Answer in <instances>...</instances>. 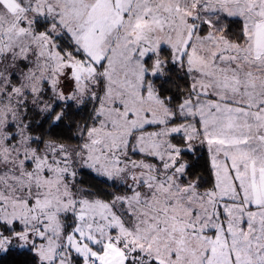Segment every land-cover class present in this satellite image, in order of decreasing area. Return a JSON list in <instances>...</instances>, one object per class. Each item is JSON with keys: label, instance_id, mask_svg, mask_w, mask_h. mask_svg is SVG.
I'll return each mask as SVG.
<instances>
[{"label": "snow or ice", "instance_id": "1", "mask_svg": "<svg viewBox=\"0 0 264 264\" xmlns=\"http://www.w3.org/2000/svg\"><path fill=\"white\" fill-rule=\"evenodd\" d=\"M0 264H264V0H0Z\"/></svg>", "mask_w": 264, "mask_h": 264}]
</instances>
